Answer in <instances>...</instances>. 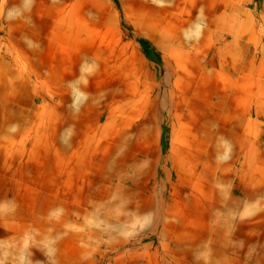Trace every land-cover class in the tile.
<instances>
[{
  "label": "rangeland",
  "instance_id": "1",
  "mask_svg": "<svg viewBox=\"0 0 264 264\" xmlns=\"http://www.w3.org/2000/svg\"><path fill=\"white\" fill-rule=\"evenodd\" d=\"M0 264H264V0H0Z\"/></svg>",
  "mask_w": 264,
  "mask_h": 264
}]
</instances>
